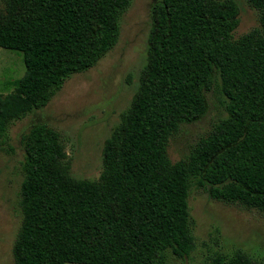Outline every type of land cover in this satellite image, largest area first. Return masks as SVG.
<instances>
[{
	"label": "trees",
	"instance_id": "16d2710c",
	"mask_svg": "<svg viewBox=\"0 0 264 264\" xmlns=\"http://www.w3.org/2000/svg\"><path fill=\"white\" fill-rule=\"evenodd\" d=\"M259 25L239 38L236 0H154L139 88L105 140L98 180L76 178L62 134L44 122L23 136V223L16 264H170L195 248L190 188L264 211V0ZM131 0H0V47L25 72L0 95V150L12 121L42 109L75 74L117 44ZM219 80L227 116L188 159L171 137L206 116ZM209 264H252L243 252Z\"/></svg>",
	"mask_w": 264,
	"mask_h": 264
},
{
	"label": "rangeland",
	"instance_id": "374dc122",
	"mask_svg": "<svg viewBox=\"0 0 264 264\" xmlns=\"http://www.w3.org/2000/svg\"><path fill=\"white\" fill-rule=\"evenodd\" d=\"M236 1L240 6V24L234 37L239 38L259 25L260 13L248 0ZM153 2L131 0L121 18L120 37L114 48L93 68L73 75L47 106L9 124L12 148L10 152L0 150V264H16L14 249L23 223V136L37 122L49 124L63 136L73 176L100 178L104 142L120 125L122 113L139 88L146 64ZM24 72L22 54L0 47L1 96L14 90L10 82ZM206 95L209 103L206 116L181 125L169 141L168 155L173 163L188 159L199 140L227 116L219 80ZM188 201L194 221L195 248L185 257L170 253V264H209L218 253L229 256L237 252L249 255L252 264H264L262 209L215 200L205 188L194 185Z\"/></svg>",
	"mask_w": 264,
	"mask_h": 264
}]
</instances>
